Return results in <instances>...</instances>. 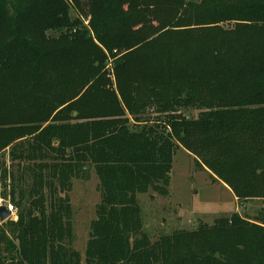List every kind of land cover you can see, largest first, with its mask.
Instances as JSON below:
<instances>
[{
	"label": "trees",
	"instance_id": "16d2710c",
	"mask_svg": "<svg viewBox=\"0 0 264 264\" xmlns=\"http://www.w3.org/2000/svg\"><path fill=\"white\" fill-rule=\"evenodd\" d=\"M179 147L240 202L262 200L256 220L152 241L138 196L169 193ZM7 150L20 174L0 158V196L20 211L0 223V264H264V0H0ZM91 167L101 202L83 258L70 192Z\"/></svg>",
	"mask_w": 264,
	"mask_h": 264
},
{
	"label": "rangeland",
	"instance_id": "374dc122",
	"mask_svg": "<svg viewBox=\"0 0 264 264\" xmlns=\"http://www.w3.org/2000/svg\"><path fill=\"white\" fill-rule=\"evenodd\" d=\"M77 15L75 10H71L73 18ZM89 22L90 18L84 19V25L88 28H90ZM48 35L58 37L60 32L50 31ZM115 53H117L116 50ZM106 55L107 75L114 89H117L114 66L116 58H113L107 51ZM199 112V110H193L188 113L191 117H197ZM153 118L158 120L157 116ZM0 158L1 163L5 162V168L9 173L15 174V177L20 174L17 164L12 163L9 150L4 152ZM4 183L9 185V178L5 179ZM4 183H0L1 194H4L6 187ZM72 184L70 200L74 235L73 248L84 258L90 239L91 224L97 218V206L101 202V193L98 188L99 178L94 168L91 167L86 177L74 178ZM168 191L166 196L153 190L138 196L144 231L152 241L157 240L161 235L172 234L179 229L194 230L201 224L212 225L216 219L231 216L234 213L250 220H256L263 208L262 200L240 202L227 184L214 179L213 175L200 167L194 156L182 147L177 149L174 157ZM11 199L10 195L0 196L1 205L15 207V213L6 222H16L19 219L20 209Z\"/></svg>",
	"mask_w": 264,
	"mask_h": 264
},
{
	"label": "water",
	"instance_id": "95a60500",
	"mask_svg": "<svg viewBox=\"0 0 264 264\" xmlns=\"http://www.w3.org/2000/svg\"><path fill=\"white\" fill-rule=\"evenodd\" d=\"M11 217L12 213L9 211L8 207L0 204V222H6Z\"/></svg>",
	"mask_w": 264,
	"mask_h": 264
},
{
	"label": "built area",
	"instance_id": "2783aa9c",
	"mask_svg": "<svg viewBox=\"0 0 264 264\" xmlns=\"http://www.w3.org/2000/svg\"><path fill=\"white\" fill-rule=\"evenodd\" d=\"M9 211L12 213V215L15 213V207L13 205H8L7 206Z\"/></svg>",
	"mask_w": 264,
	"mask_h": 264
}]
</instances>
